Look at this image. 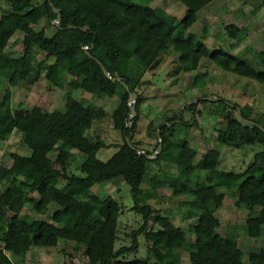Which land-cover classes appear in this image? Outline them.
I'll return each instance as SVG.
<instances>
[{
  "label": "trees",
  "instance_id": "trees-1",
  "mask_svg": "<svg viewBox=\"0 0 264 264\" xmlns=\"http://www.w3.org/2000/svg\"><path fill=\"white\" fill-rule=\"evenodd\" d=\"M10 10L0 16V72L8 76V88L0 101V140L14 131L23 136L28 155L11 154L9 167L0 166V264H13L11 258L24 259L32 247L54 248L72 243L88 264H180V250L186 242L184 230L175 226L169 214H162L147 204L156 198L155 191L174 183L173 195L189 198L187 219L196 220L192 228L194 243L190 246L189 264H264V249L250 253L245 261L238 247L239 227H229L227 234H218L219 220L209 205L220 206L230 190H234L236 205L247 210L242 227L248 240L259 239L264 230V149L253 156L252 162L240 174L218 169L220 154L207 150L195 162L196 151L186 138L195 124L185 123L179 115L162 119L148 134H154L156 145L152 152L139 147L134 141L140 119V98L137 87L157 57L169 48L178 54L179 70L191 73L198 69L202 59L208 60L221 71L264 85V50L254 52L250 61L229 54L219 48L210 50L191 33L174 38L178 29L188 30L197 21L198 13L215 0H176L186 9L177 20L161 8L137 7L130 0H3ZM153 1V0H151ZM52 4V7L50 6ZM60 15L59 28L47 36L45 31H34L45 15L49 26ZM73 29H67V27ZM86 27L85 31L80 30ZM228 39L237 44L245 40L242 29L226 25ZM21 33L22 54L13 58L5 48L16 33ZM43 55L38 61L36 54ZM100 65L112 79L104 76ZM69 78L71 90H81L97 98L119 97V105L111 112L112 128L118 131L123 144L114 146L116 152L106 162L97 153L108 148L100 138L84 149L85 159L78 167L79 175H67L74 161H51L49 154L58 149H74L82 141L93 123L101 121L106 113L89 110L74 99L72 92L63 95V109L47 111L38 106L30 110H13L9 88L21 84L34 86L43 78L53 87L63 90ZM119 77L128 92L115 81ZM198 78L195 79V81ZM136 93V117L131 125L127 99ZM205 98V97H204ZM207 103L198 99V104ZM219 115L226 123L224 130H216L217 143L233 149L264 145V122L250 118L251 108L221 99ZM196 104L187 106L193 117ZM237 109L246 125L238 119ZM181 128H177V127ZM183 128V130H182ZM182 130V132L180 131ZM130 139L131 146L126 143ZM160 141V143H159ZM161 152L155 163L172 166L181 173H191L193 186L179 183L180 176L158 180L147 179L146 156L152 155L158 145ZM143 151L145 155L137 154ZM114 166L130 188L133 206L130 209L142 217L141 226L130 233L131 245L115 249L119 203L112 197L100 199L91 192L98 184L114 179ZM59 180L64 184L56 186ZM145 183L149 190H145ZM57 210L52 223L20 219L26 205L37 215H45L48 206ZM152 223L153 227L149 225ZM146 242L147 259L125 261L138 250L137 238ZM120 259V260H119Z\"/></svg>",
  "mask_w": 264,
  "mask_h": 264
},
{
  "label": "rangeland",
  "instance_id": "rangeland-1",
  "mask_svg": "<svg viewBox=\"0 0 264 264\" xmlns=\"http://www.w3.org/2000/svg\"><path fill=\"white\" fill-rule=\"evenodd\" d=\"M130 5L137 7L161 8L178 21L185 16L186 9L176 0H130ZM10 10V6L0 0V16ZM233 24L242 29L245 40L237 44L227 38L224 31L226 25ZM34 31H45L47 36L54 32V26H49V21L44 15L38 25L32 26ZM188 33L194 34L198 40L202 41L210 50L223 49L231 55H236L248 61L251 60L254 52L264 50V0H215L198 13L196 23L187 31L178 29L174 33V38L185 37ZM21 33L16 32L5 48V54L18 58L22 54ZM38 61L42 60L41 53L36 54ZM178 54L170 48L161 53L151 68L144 74L137 87V95L140 98V119L134 141L140 148L153 151L156 145L155 135L148 134L149 130L155 129L162 119L179 115L181 120L189 123L191 119L194 126L191 127L186 138L191 147L196 151L197 162L207 150H217L220 154L218 169L235 174L242 173L252 162L253 156L264 149V145L233 149L223 146L216 141V130L226 128L225 121L218 114L221 108L218 103L198 104V99L214 96L224 99L239 106L248 105L252 112L250 118L253 121L264 122V85L248 80L232 73L221 71L206 59H202L196 71L183 73L179 70L177 62ZM264 71V67H258ZM198 80L195 81V79ZM8 76L0 72V101L5 89L8 88ZM69 78L65 79L63 90H59L46 82L43 78L41 83L34 86L21 84L17 87L9 88L11 91V107L13 110H30L38 106L47 111L63 109L62 98L66 92L71 91L74 99L81 102L89 110H103L106 117L101 121L93 123L82 141L74 149L60 151L58 149L49 154L51 161L69 162V156L74 157L66 170L67 175H79L77 171L85 159L84 149L88 144L94 143L97 138L108 146L97 153V158L106 162L116 152L114 146L123 144L120 133L112 128L109 119L111 112L119 105L120 99L97 98L81 90H71ZM195 109L193 117L187 106L194 103ZM181 128L180 126L177 127ZM183 130V128H182ZM182 130H180L182 132ZM28 150L23 144V136L14 131L11 136L0 140V166L9 167L11 164V154L28 155ZM150 161L147 164V179L164 180L178 175L181 177L179 183L193 186L195 181L193 175L181 173L170 165ZM115 177L110 182L95 185L91 192L100 199L106 197L114 198L121 207V215L118 220L117 241L115 249L129 247L131 245L130 233L138 229L142 224V217L135 214L130 209L133 206L130 195V188L120 176L119 168L114 166ZM168 175V176H167ZM63 180L56 184L61 188ZM142 187L149 190V184ZM3 186L0 185V190ZM174 183L171 182L163 188L155 191L156 198L147 202L153 209L162 214H169L170 220L175 226L184 230L186 242L180 250V264H189L190 246L194 243L192 228L196 225V220L187 219V207L189 198L173 195ZM209 210L219 220L220 227L218 234L225 236L229 227H239L238 247L245 256V261L250 253H257L264 249V230L259 239L248 240L242 229L247 210L236 205L234 190L227 192L222 204L209 205ZM57 210V206L51 204L45 215L34 214L29 205H26L20 214V219L27 223L42 221L52 223V215ZM152 228V223L149 225ZM155 230L156 227H153ZM138 250L134 254L127 255L125 261H144L147 259L146 242L143 236L137 238ZM120 260V259H119ZM13 264H88L87 259L76 253L72 243H63L54 248L32 247L24 259L11 258ZM116 264V262H115Z\"/></svg>",
  "mask_w": 264,
  "mask_h": 264
},
{
  "label": "water",
  "instance_id": "water-1",
  "mask_svg": "<svg viewBox=\"0 0 264 264\" xmlns=\"http://www.w3.org/2000/svg\"><path fill=\"white\" fill-rule=\"evenodd\" d=\"M50 6L52 7V4H50ZM52 11L54 14H56V18L55 20L52 22V25L56 28H59V25H60V22H61V19H60V15L58 14V10L55 9V8H52ZM67 29H73V27L69 26L67 27ZM80 30L82 31H85L86 30V27L84 28H81ZM100 68L104 74V76L108 79H112V77L110 76V74L104 69L103 66L100 65ZM115 81L120 83L121 86L128 92V87L126 86V84L124 82L121 81V79L119 77H116L115 78ZM201 100L207 102V103H211V102H217L221 99L217 98V97H214V96H210V97H206V98H202ZM136 101H137V95L136 93H132L130 92L129 95H128V99H127V105L129 107V119L131 120L130 124L132 125L133 124V120L134 118L136 117V110H135V104H136ZM198 101V100H197ZM197 101H195L194 103H196ZM237 114H238V119L240 121H242V123L246 124V125H251L252 122L248 121V120H243L240 116V111L237 109ZM261 130L264 132V129L261 127ZM126 143L131 146V143H130V139L129 138H126ZM160 143V141H159ZM161 144L158 145L157 147V150L150 156H146V159L148 161H153L157 158L158 154L161 152ZM137 154L139 155H145V153L143 151H138L137 150Z\"/></svg>",
  "mask_w": 264,
  "mask_h": 264
}]
</instances>
